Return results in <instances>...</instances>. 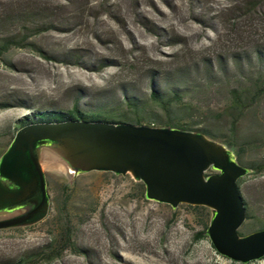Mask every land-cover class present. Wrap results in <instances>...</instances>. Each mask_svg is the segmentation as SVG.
I'll list each match as a JSON object with an SVG mask.
<instances>
[{"label": "rangeland", "instance_id": "obj_1", "mask_svg": "<svg viewBox=\"0 0 264 264\" xmlns=\"http://www.w3.org/2000/svg\"><path fill=\"white\" fill-rule=\"evenodd\" d=\"M6 39L19 47L0 55V156L34 113L107 102L116 116L130 117L116 107L122 89L147 99L151 83L165 88L180 69L189 71L185 86L198 87L186 99L194 111L180 123L193 132L208 129L222 142L229 133L226 88L207 86L205 61L221 80L219 58L229 71L232 53L264 44V0H0V44ZM151 109L163 123L164 115ZM236 130L258 142L241 166L264 160V101ZM43 157L49 210L32 224L0 230V264L17 263L64 231L79 252L67 249L34 264H239L219 256L207 237L195 239L200 211L146 200L130 175L74 176ZM238 186L249 215L239 231L247 235L264 223V173L248 174Z\"/></svg>", "mask_w": 264, "mask_h": 264}, {"label": "water", "instance_id": "obj_2", "mask_svg": "<svg viewBox=\"0 0 264 264\" xmlns=\"http://www.w3.org/2000/svg\"><path fill=\"white\" fill-rule=\"evenodd\" d=\"M46 153L74 176L130 175L143 184L146 200L173 210L205 207L211 214L205 236L219 256L239 264L264 258V229L239 235L246 206L238 181L250 170L230 149L201 132L125 122L36 123L16 130L0 156V230L47 214Z\"/></svg>", "mask_w": 264, "mask_h": 264}, {"label": "trees", "instance_id": "obj_3", "mask_svg": "<svg viewBox=\"0 0 264 264\" xmlns=\"http://www.w3.org/2000/svg\"><path fill=\"white\" fill-rule=\"evenodd\" d=\"M11 47H19V44L11 40H5L0 44V55L2 52ZM233 68L229 71L224 59L219 58L218 67L223 73V79L219 80L214 75L211 68V62L206 60L204 74L207 81V86L215 85L226 88L227 104L222 111V116L228 119L229 133L225 135L226 139L218 142L226 147H229L235 155L236 161L242 165L241 159L249 148H256L258 142L247 140L237 134V125L247 115L260 107L264 101V44L254 43L247 50L232 53L229 56ZM229 72V76L227 75ZM188 73L185 69H180L173 80L167 79L165 88H157L150 84V92L147 99H143L133 89L121 90V97L117 99L116 107L123 106L125 110L131 115L127 117V113H122L116 116V109L110 107L108 103H103L95 107L93 110L82 111L75 102L72 108L66 112L62 111H42L32 114L23 119L21 127L36 124V123H62L66 121H85V122H105V123H122L129 121L135 125H148L155 126L157 124L161 127L179 128L185 131H193L187 128L184 123H180V116H190L193 113L194 107L190 103H186V99H191L197 93L198 87L196 85L188 86ZM153 107L154 110L160 111L165 121L160 123L158 120L159 115L152 109L147 111L148 107ZM0 108H5V105H0ZM121 119H124L123 121ZM207 138L213 140L214 135L208 129H200ZM214 141V140H213ZM217 142V141H216ZM249 174H263L264 173V160L250 165ZM240 180L238 181L239 184ZM141 194L144 195V186L138 183ZM64 197L67 198V187H63ZM65 204V201L63 202ZM189 208L200 211L204 215V222L202 229L195 234L196 240L205 239V231L208 227L210 220V210L205 207L189 206ZM246 206V205H245ZM249 215L246 214V220ZM264 229V223L255 230ZM239 235L243 236L240 233ZM71 250L75 253L79 252L75 249L74 244L71 242L68 231H64L59 235L57 241H53L48 245L35 251L30 256L20 259L15 264H29L33 260V264L38 261L51 262L59 258L63 251Z\"/></svg>", "mask_w": 264, "mask_h": 264}, {"label": "bare ground", "instance_id": "obj_4", "mask_svg": "<svg viewBox=\"0 0 264 264\" xmlns=\"http://www.w3.org/2000/svg\"><path fill=\"white\" fill-rule=\"evenodd\" d=\"M45 163L47 164H59L55 157H53L51 154L46 153L45 156L43 157Z\"/></svg>", "mask_w": 264, "mask_h": 264}, {"label": "flooded vegetation", "instance_id": "obj_5", "mask_svg": "<svg viewBox=\"0 0 264 264\" xmlns=\"http://www.w3.org/2000/svg\"><path fill=\"white\" fill-rule=\"evenodd\" d=\"M13 217H16V216H13ZM13 217H8L7 219H9V218H13ZM1 220V219H0ZM37 220H34V221H32V222H30V223H28V224H25V225H22V226H26V225H29V224H32V223H34V222H36Z\"/></svg>", "mask_w": 264, "mask_h": 264}]
</instances>
